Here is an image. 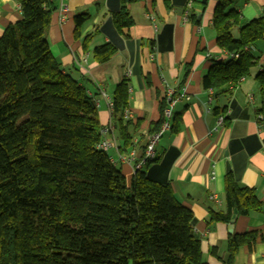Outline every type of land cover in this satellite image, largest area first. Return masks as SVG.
Wrapping results in <instances>:
<instances>
[{
  "label": "trees",
  "instance_id": "16d2710c",
  "mask_svg": "<svg viewBox=\"0 0 264 264\" xmlns=\"http://www.w3.org/2000/svg\"><path fill=\"white\" fill-rule=\"evenodd\" d=\"M16 1L22 19L0 38V264H202L194 213L170 184L142 169L129 181L99 148L103 127L96 101L61 68L46 36L57 9L53 1ZM90 16L87 11L75 16L76 32ZM113 20L118 29L134 22L126 6ZM213 25L218 46L234 56L214 62L203 86H237L260 63L251 47L264 38V16L243 23L232 0H219ZM91 38L85 37V48ZM118 49L108 42L95 47L94 55L105 63ZM260 67L257 115L264 122V61ZM189 73L190 66L182 84ZM129 104L125 77L113 98L125 146L130 134L123 114ZM166 106L165 98L162 114ZM162 123L161 117L151 134ZM179 127L175 117L172 129ZM225 202L227 211L213 212L212 220L229 222L264 210L255 188L241 184L232 171L225 178ZM258 238L264 241V231L231 236L224 264H234L239 248Z\"/></svg>",
  "mask_w": 264,
  "mask_h": 264
},
{
  "label": "crops",
  "instance_id": "0c3cea01",
  "mask_svg": "<svg viewBox=\"0 0 264 264\" xmlns=\"http://www.w3.org/2000/svg\"><path fill=\"white\" fill-rule=\"evenodd\" d=\"M52 1L57 9L46 31L51 51L61 68L94 97L103 139L114 143L108 153L129 181L135 171L122 156L135 154L140 159L144 155L152 126L163 118L161 102L169 89L176 91L173 119H180L179 130L163 133L155 159L141 169L170 184L176 198L193 211L202 264H224L231 236L264 231V210L229 222L212 220L213 212L227 211L225 178L229 171L241 184L255 188L264 201V122L257 115L261 97L256 80L264 61V38L251 47L259 65L239 85L206 89L203 78L214 62L229 57L218 46L213 25L219 0ZM232 2L243 23L264 16V0ZM123 6L134 22L118 29L113 17ZM85 11L90 19L76 32L75 16ZM20 19L16 0H0V38ZM167 26L171 31H166ZM238 34L235 27L234 37ZM88 35L92 38L85 48ZM108 42L119 49L108 62L100 63L94 48ZM188 66L190 73L182 84ZM125 77L130 83L131 116L123 117L129 122L127 146L111 108L116 86ZM221 115L227 118L226 124L225 120L219 124ZM234 264H264V241L258 238L252 245L241 246Z\"/></svg>",
  "mask_w": 264,
  "mask_h": 264
},
{
  "label": "built area",
  "instance_id": "2783aa9c",
  "mask_svg": "<svg viewBox=\"0 0 264 264\" xmlns=\"http://www.w3.org/2000/svg\"><path fill=\"white\" fill-rule=\"evenodd\" d=\"M63 11L66 10V8H62ZM231 56H234V54H229ZM237 56V54L235 55ZM233 85V84H232ZM176 94V91L174 89H169L168 93H167V106L164 109L163 112V123L160 127V129L154 133H152L149 136L148 139V143L146 145L145 148V152L144 155L140 158L137 159L135 157V154H130L127 156H122L123 160H127L128 162H131L133 164V168L134 171L136 172L137 170H140L145 164L148 163V161L150 160H154L156 157V144L158 143V141L160 140L161 136L163 135V133L167 130H170L172 128V119H173V107L175 105L176 99L174 97V95ZM111 108H114L113 102H111ZM123 117L125 119H129L130 116V112L129 109L127 108L124 111ZM225 120V116L221 115L219 116V124H223ZM114 145L113 142L103 139L100 144H99V148L105 150L108 152V150ZM112 161H114V159L111 157ZM212 198L216 199L215 196H212Z\"/></svg>",
  "mask_w": 264,
  "mask_h": 264
},
{
  "label": "water",
  "instance_id": "95a60500",
  "mask_svg": "<svg viewBox=\"0 0 264 264\" xmlns=\"http://www.w3.org/2000/svg\"><path fill=\"white\" fill-rule=\"evenodd\" d=\"M227 168H228V169L230 168V164H229V162L227 163Z\"/></svg>",
  "mask_w": 264,
  "mask_h": 264
}]
</instances>
